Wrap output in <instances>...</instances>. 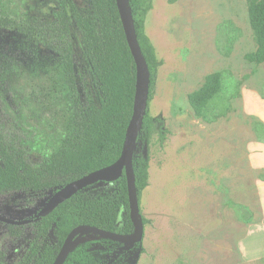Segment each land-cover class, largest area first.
I'll return each instance as SVG.
<instances>
[{
    "label": "rangeland",
    "instance_id": "rangeland-1",
    "mask_svg": "<svg viewBox=\"0 0 264 264\" xmlns=\"http://www.w3.org/2000/svg\"><path fill=\"white\" fill-rule=\"evenodd\" d=\"M74 1L86 10L87 0ZM51 2L0 0V128L19 135L34 164L58 148L68 103L54 57L23 53L10 25L52 13ZM248 5L151 0L143 27L160 64L146 110L150 133L139 145L149 167L136 264H264V63L245 57L256 49ZM214 72L222 91L205 116L196 115L188 95ZM54 191L0 194V213L33 218ZM36 225L0 221V264L32 260ZM82 232L72 246L97 239L86 230L76 236Z\"/></svg>",
    "mask_w": 264,
    "mask_h": 264
},
{
    "label": "trees",
    "instance_id": "trees-1",
    "mask_svg": "<svg viewBox=\"0 0 264 264\" xmlns=\"http://www.w3.org/2000/svg\"><path fill=\"white\" fill-rule=\"evenodd\" d=\"M51 1L52 13L31 18L22 25H10V28L23 53L29 55L34 50H45L54 57L53 71L61 74L68 103L64 133L58 148L34 164L19 135L8 134L0 128V194L56 190L113 163L121 154L132 115L136 66L116 1L87 0L84 11H80L74 0ZM175 1L167 0L168 3ZM129 4L150 72L149 101L160 64L143 27L151 0H129ZM248 20L256 49L245 57L256 64L264 63V0H249ZM28 62L26 68L30 69L33 63ZM36 63L38 68L49 72L44 60ZM222 87L221 73L206 75L202 85L188 95L194 113L205 116L219 98ZM151 120L146 113L132 153L138 199L148 185L149 167L139 145L150 133ZM158 120L161 127L163 123ZM163 139L161 134L160 141ZM33 220H37L35 232L41 240L32 260L24 264H52L68 232L78 225L132 233L134 226L124 171L114 181H99L82 188L45 216L37 211ZM122 245L106 237L81 242L70 249L63 264H136L143 248L141 241L130 250H124Z\"/></svg>",
    "mask_w": 264,
    "mask_h": 264
},
{
    "label": "water",
    "instance_id": "water-1",
    "mask_svg": "<svg viewBox=\"0 0 264 264\" xmlns=\"http://www.w3.org/2000/svg\"><path fill=\"white\" fill-rule=\"evenodd\" d=\"M121 19L125 37L133 56L136 66V91L133 103L132 115L126 128L125 138L120 156L113 163L91 171L75 180L56 189L47 199L43 207L38 210L40 216H45L56 208L61 202L71 197L82 188L99 181H114L119 178L123 171L126 177L130 218L134 229L130 234H121L115 231L104 230L96 226L78 225L65 237L61 248L52 264H63L66 255L77 238L79 231H90L98 237H106L122 242L124 250H130L136 242L141 241L143 236V224L139 220L140 206L135 186V175L132 169V153L136 146L138 128L143 123L147 110L149 96L150 72L146 60L138 42L134 19L129 0H115ZM0 221L10 225H22L33 221V218L13 219L0 213Z\"/></svg>",
    "mask_w": 264,
    "mask_h": 264
},
{
    "label": "bare ground",
    "instance_id": "bare-ground-1",
    "mask_svg": "<svg viewBox=\"0 0 264 264\" xmlns=\"http://www.w3.org/2000/svg\"><path fill=\"white\" fill-rule=\"evenodd\" d=\"M83 231V230H82ZM83 232L81 235L77 236V238L75 239V241L73 243H77V242H80L82 239H83Z\"/></svg>",
    "mask_w": 264,
    "mask_h": 264
}]
</instances>
